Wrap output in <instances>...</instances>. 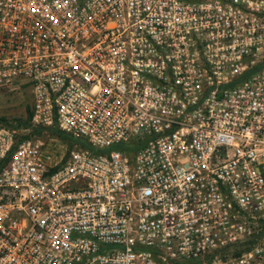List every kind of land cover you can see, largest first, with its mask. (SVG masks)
I'll use <instances>...</instances> for the list:
<instances>
[{"label":"built area","instance_id":"1","mask_svg":"<svg viewBox=\"0 0 264 264\" xmlns=\"http://www.w3.org/2000/svg\"><path fill=\"white\" fill-rule=\"evenodd\" d=\"M6 87L0 264H264V0H0Z\"/></svg>","mask_w":264,"mask_h":264},{"label":"rangeland","instance_id":"2","mask_svg":"<svg viewBox=\"0 0 264 264\" xmlns=\"http://www.w3.org/2000/svg\"><path fill=\"white\" fill-rule=\"evenodd\" d=\"M29 105L30 93L26 88L6 87L0 89V118L4 119L5 122L8 124L17 126L18 138L25 137L24 135H27L32 132V129L34 128L30 125V122L29 126L24 127V122L27 119V108ZM19 123H21L20 127ZM47 135L48 132L42 131L41 134H34L32 136H42L45 138ZM56 137L59 142H62L63 144L67 145L69 144L67 140L60 139V137L58 136Z\"/></svg>","mask_w":264,"mask_h":264},{"label":"trees","instance_id":"3","mask_svg":"<svg viewBox=\"0 0 264 264\" xmlns=\"http://www.w3.org/2000/svg\"><path fill=\"white\" fill-rule=\"evenodd\" d=\"M252 71H254L253 69H251L249 72H252ZM248 72V73H249ZM30 115H31V112H30V105L28 106V108H27V119H26V121L24 122V127H27V126H29V120H30ZM20 122V121H19ZM0 124L1 125H6V126H8V127H11V128H17V126H13L12 124H8V123H6L5 122V120L4 119H1L0 118ZM21 126V123H19V127ZM43 130L41 129V128H38V127H34L33 129H32V132H30L29 134H27V135H24L25 137H23V138H26V137H30V136H32V135H39V134H41V132H42ZM48 134H50V135H56V136H58V137H60V139H63V140H67L68 141V145H69V147H72V146H74V144H80V145H82V146H84V147H87L88 145L85 143V142H83L82 140H78V139H74V138H72L69 134H66V133H64V132H62V131H60V130H58L57 128H52V129H49L48 131ZM259 224H260V226L262 227V230L264 229V218L263 219H261V220H259ZM246 244H250L251 243V240H249V241H247V242H245ZM248 245H246V246H244V247H242V248H240V250H242V249H247V248H249V246ZM239 252V250L237 251V250H235L233 253L234 254H236V253H238Z\"/></svg>","mask_w":264,"mask_h":264}]
</instances>
